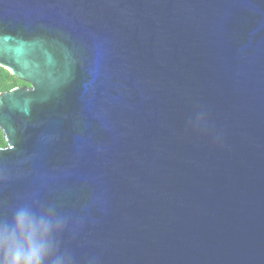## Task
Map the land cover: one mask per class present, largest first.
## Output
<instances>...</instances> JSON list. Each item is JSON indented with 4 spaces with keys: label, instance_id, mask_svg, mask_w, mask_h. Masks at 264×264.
Returning <instances> with one entry per match:
<instances>
[{
    "label": "water",
    "instance_id": "obj_1",
    "mask_svg": "<svg viewBox=\"0 0 264 264\" xmlns=\"http://www.w3.org/2000/svg\"><path fill=\"white\" fill-rule=\"evenodd\" d=\"M0 218L73 264H264V0H0Z\"/></svg>",
    "mask_w": 264,
    "mask_h": 264
},
{
    "label": "clouds",
    "instance_id": "obj_2",
    "mask_svg": "<svg viewBox=\"0 0 264 264\" xmlns=\"http://www.w3.org/2000/svg\"><path fill=\"white\" fill-rule=\"evenodd\" d=\"M63 221L47 211L20 206L0 218V264H73L58 236Z\"/></svg>",
    "mask_w": 264,
    "mask_h": 264
},
{
    "label": "trees",
    "instance_id": "obj_3",
    "mask_svg": "<svg viewBox=\"0 0 264 264\" xmlns=\"http://www.w3.org/2000/svg\"><path fill=\"white\" fill-rule=\"evenodd\" d=\"M28 86L16 79L8 70L0 66V94L10 92L18 87ZM6 146L3 132L0 130V148Z\"/></svg>",
    "mask_w": 264,
    "mask_h": 264
}]
</instances>
